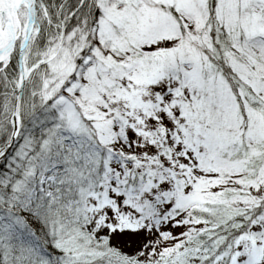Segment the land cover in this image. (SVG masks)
Wrapping results in <instances>:
<instances>
[{
    "label": "snow or ice",
    "instance_id": "obj_1",
    "mask_svg": "<svg viewBox=\"0 0 264 264\" xmlns=\"http://www.w3.org/2000/svg\"><path fill=\"white\" fill-rule=\"evenodd\" d=\"M0 264H264V0H0Z\"/></svg>",
    "mask_w": 264,
    "mask_h": 264
}]
</instances>
